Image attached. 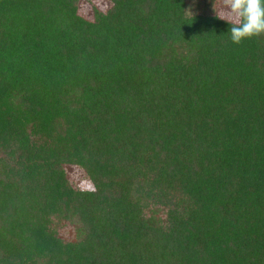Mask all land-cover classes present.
<instances>
[{"label":"trees","instance_id":"trees-1","mask_svg":"<svg viewBox=\"0 0 264 264\" xmlns=\"http://www.w3.org/2000/svg\"><path fill=\"white\" fill-rule=\"evenodd\" d=\"M105 2L0 0V264H264V34Z\"/></svg>","mask_w":264,"mask_h":264},{"label":"clouds","instance_id":"clouds-1","mask_svg":"<svg viewBox=\"0 0 264 264\" xmlns=\"http://www.w3.org/2000/svg\"><path fill=\"white\" fill-rule=\"evenodd\" d=\"M221 14L218 18L226 20L232 26V43L264 34V0H219Z\"/></svg>","mask_w":264,"mask_h":264},{"label":"rangeland","instance_id":"rangeland-1","mask_svg":"<svg viewBox=\"0 0 264 264\" xmlns=\"http://www.w3.org/2000/svg\"><path fill=\"white\" fill-rule=\"evenodd\" d=\"M103 4H106L105 0H96V6L102 8ZM79 11L81 14L85 15L86 17L91 15L90 12V5L87 4L85 1H82L79 3ZM66 171L68 172V175L70 178L77 184V185H85L87 184L86 178L83 176L81 171L77 169L76 167L67 166ZM67 230H64L63 232H66Z\"/></svg>","mask_w":264,"mask_h":264}]
</instances>
